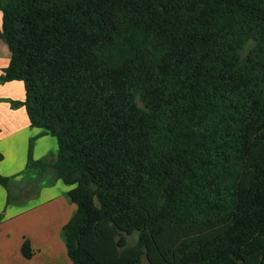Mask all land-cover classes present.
<instances>
[{
    "label": "trees",
    "instance_id": "trees-1",
    "mask_svg": "<svg viewBox=\"0 0 264 264\" xmlns=\"http://www.w3.org/2000/svg\"><path fill=\"white\" fill-rule=\"evenodd\" d=\"M33 127L72 185V264H264V0H0ZM2 155L0 154V160ZM6 203L22 201L0 174ZM0 212V222L2 220ZM136 232V241L127 236ZM23 257L33 254L22 241Z\"/></svg>",
    "mask_w": 264,
    "mask_h": 264
},
{
    "label": "crops",
    "instance_id": "crops-1",
    "mask_svg": "<svg viewBox=\"0 0 264 264\" xmlns=\"http://www.w3.org/2000/svg\"><path fill=\"white\" fill-rule=\"evenodd\" d=\"M1 21L0 11V28ZM9 58L7 44L0 38V75ZM23 98L21 80L0 83V174L15 181L12 191L23 199L6 203L7 192L0 184V264H72L60 231L75 210L67 196L72 185L53 179L50 170L37 187L24 184L38 175V169H25L29 142L34 159L55 156L58 146L54 136L30 125L23 105L11 106L10 100ZM25 238L33 249L29 258L20 251Z\"/></svg>",
    "mask_w": 264,
    "mask_h": 264
},
{
    "label": "rangeland",
    "instance_id": "rangeland-1",
    "mask_svg": "<svg viewBox=\"0 0 264 264\" xmlns=\"http://www.w3.org/2000/svg\"><path fill=\"white\" fill-rule=\"evenodd\" d=\"M56 140V138H55ZM70 218V217H69ZM61 231V230H60ZM62 237V236H61ZM63 241V239H62ZM136 241V232L135 233H132L131 235H128L127 236V242L128 244H133L134 242ZM141 264H148L145 260V258H143V260L141 261Z\"/></svg>",
    "mask_w": 264,
    "mask_h": 264
}]
</instances>
